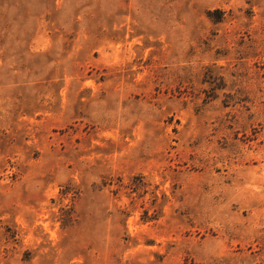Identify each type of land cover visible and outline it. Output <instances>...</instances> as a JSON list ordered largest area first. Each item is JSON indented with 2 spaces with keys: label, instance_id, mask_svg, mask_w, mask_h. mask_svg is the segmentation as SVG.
<instances>
[{
  "label": "rangeland",
  "instance_id": "obj_1",
  "mask_svg": "<svg viewBox=\"0 0 264 264\" xmlns=\"http://www.w3.org/2000/svg\"><path fill=\"white\" fill-rule=\"evenodd\" d=\"M0 264H264V0H0Z\"/></svg>",
  "mask_w": 264,
  "mask_h": 264
}]
</instances>
